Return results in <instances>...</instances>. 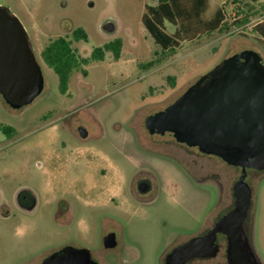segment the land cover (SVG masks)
<instances>
[{
	"label": "rangeland",
	"instance_id": "1",
	"mask_svg": "<svg viewBox=\"0 0 264 264\" xmlns=\"http://www.w3.org/2000/svg\"><path fill=\"white\" fill-rule=\"evenodd\" d=\"M157 1L0 0L27 31L44 77L42 94L20 111L10 110L0 97V264H41L68 246L90 251L98 264H162L171 246L203 235L232 208L238 170L217 160L199 161L201 156L175 145H154L144 122L222 60L252 50L264 62V41L253 31L264 20V0H209L206 20L223 6L229 24L240 6H252L257 15L228 31L187 40L174 55L166 54L142 23ZM106 20L116 23L113 35L101 30ZM165 27L175 32L168 22ZM78 28L88 37L72 45L78 58L88 59L95 48L117 40L121 54L117 60L107 52L103 61L83 65L87 76L74 72L62 94L42 52L50 40L71 37ZM5 126L21 136L9 139ZM80 128L88 133L84 142ZM210 162L216 163L220 183L207 177ZM142 171L156 187L152 202L132 193ZM247 183L254 195L253 245L264 264V175L250 176ZM22 189L37 194V213L15 210ZM111 232H117L118 247L108 251L103 239ZM224 254L223 248L216 260Z\"/></svg>",
	"mask_w": 264,
	"mask_h": 264
},
{
	"label": "water",
	"instance_id": "2",
	"mask_svg": "<svg viewBox=\"0 0 264 264\" xmlns=\"http://www.w3.org/2000/svg\"><path fill=\"white\" fill-rule=\"evenodd\" d=\"M89 6L92 8L93 3ZM106 20L101 30L116 32ZM44 90L41 66L29 36L19 19L0 6V95L14 110L27 107ZM150 134L170 132L174 138L227 165L241 168L233 186L234 205L205 234L189 240L167 255L166 264H187L215 259L220 253L218 236L226 239L227 264H262L245 231L252 205V189L246 171H264V62L255 51H243L222 60L200 77L164 111L145 120ZM80 136L87 132L80 129ZM106 248L115 236L104 238ZM43 264H98L90 251L65 247Z\"/></svg>",
	"mask_w": 264,
	"mask_h": 264
},
{
	"label": "trees",
	"instance_id": "3",
	"mask_svg": "<svg viewBox=\"0 0 264 264\" xmlns=\"http://www.w3.org/2000/svg\"><path fill=\"white\" fill-rule=\"evenodd\" d=\"M235 1V0H234ZM256 3L258 0H251ZM209 0H158L154 6L147 7L146 13L142 17V23L146 31L153 38L161 49L174 55L181 43L190 41L200 34L224 32L230 29L231 25H244L249 22L251 16H256L252 6L244 5L235 9L234 22L229 24L225 7H220L214 15L206 20L204 14L207 11ZM240 3V2H239ZM171 24L175 32H167L165 23ZM253 31L264 41V20L257 23ZM71 38V39H70ZM86 32L75 29L71 32V37L64 36L50 40L42 52V59L46 65L52 68L59 77L60 89L65 94L69 87L70 77L74 72L81 71L83 76H87V71L82 69L83 65L89 62L103 61L105 53H113L115 59L120 58L121 41L117 40L97 47L93 50L90 58L80 59L73 49L74 42L87 41ZM169 80L174 81L173 78Z\"/></svg>",
	"mask_w": 264,
	"mask_h": 264
},
{
	"label": "flooded vegetation",
	"instance_id": "4",
	"mask_svg": "<svg viewBox=\"0 0 264 264\" xmlns=\"http://www.w3.org/2000/svg\"><path fill=\"white\" fill-rule=\"evenodd\" d=\"M149 90H151V88H149ZM186 91V90H185ZM184 91V92H185ZM183 92V93H184ZM183 93L178 96L174 101H172L170 104H168L164 109L162 110H159L157 112H154L152 114H150L149 116L151 115H154L158 112H161V111H164L167 107H169L170 105H172L177 99H179ZM1 97V95H0ZM2 98V97H1ZM3 100V98H2ZM4 104L6 107H8L10 110H14L12 108H10L6 103L5 101L3 100ZM25 108V107H23ZM22 108V109H23ZM22 109H19V110H14V111H20ZM147 116V117H149ZM146 117V118H147ZM43 119V120H42ZM47 119L43 116L41 118L40 121H46ZM144 128H145V132L152 137V141H153V144L155 145H160V146H167L168 144L169 145H175V146H178L179 148L183 149L187 154H189L190 156H194L196 158H199V156H201V159L199 161H202L203 158H206L208 159V161H212L214 162L215 160L217 161H220L222 162L223 164H225L226 166H228L229 168H232V169H236L239 171V177L241 176L242 174V169L241 168H235V167H231L229 165H227L223 160H221L220 158L216 157V156H213V155H208V154H204L202 153L197 147H190L184 143H180L178 142L175 138H174V135L170 132H165L164 134H150L149 131L146 129V125H145V122H144ZM2 131L8 135L9 139H17L21 136V132L22 131H19L18 129L16 128H13V127H8V126H5V127H2L1 128ZM80 129H83V128H80ZM80 129L78 130V138L80 139V141L84 142L86 141V139L88 138V133H87V137L86 138H82L80 136ZM85 130V129H84ZM86 131V130H85ZM87 132V131H86ZM22 139L20 140H17L16 143L20 142ZM155 140V141H154ZM202 164V163H201ZM210 165H211V162H210ZM216 166V163H213V165L210 166V169H207V177L209 180H215L217 181L218 183H220L221 181V177L220 175H218L215 171H214V167ZM202 168L205 169L204 165L202 164ZM246 174H247V177H246V182L248 180V178L251 176V178H255L257 176H260V175H264V171H258V170H255V169H248L246 171ZM238 177V178H239ZM235 184V183H234ZM233 184V186H234ZM233 186H232V192H231V195H232V208H233V205H234V198H233ZM155 186L153 185L151 179L149 178L148 176V173L147 172H139L133 179V182H132V193H133V196L136 197V199L138 200H144L146 202H152V197L154 196L155 194ZM150 200V201H148ZM14 203H15V210L21 212L22 215H31V214H35L37 213V208L39 206V199H38V196L37 194L32 190V189H22L20 190L16 195H15V200H14ZM8 206H4V208H6ZM253 207H254V195H253V192H252V205H251V209H250V213H249V216H248V219L246 221V224H245V231H246V234L247 236L249 237L250 239V242L253 244V237H252V234H253V228H254V225H255V213L253 212ZM231 208V209H232ZM4 219H9L10 218V215L8 214V212H4ZM221 217H218V219H220ZM216 220V221H217ZM216 223V222H215ZM214 223V224H215ZM213 224V226H214ZM212 226V228H213ZM211 228V229H212ZM210 229H208L206 232H208ZM205 232V233H206ZM204 233V234H205ZM109 235H114L115 236V241H116V245L113 247V248H106L105 245H104V239H103V246L106 250L108 251H113V250H116V248L118 247V238H117V232H111L109 234H107L105 237L109 236ZM104 237V238H105ZM222 239L225 240L226 242V239L224 236L222 235H219L218 236V244L220 246V252L221 250H226V245H223L222 244ZM188 242V241H187ZM187 242H184V243H181V244H175L173 246H171L170 250L168 252H166V254L164 255L163 259H162V264H166L167 262V255L172 251L174 250L175 248L187 243ZM68 247H73V248H76V249H84V248H80V247H75V246H68ZM62 250V249H60ZM58 250V251H60ZM58 251H54L52 253H50L48 256H46L43 260H42V263L49 257L51 256L52 254H54L55 252H58ZM220 254V253H219ZM225 258L221 261H218L216 260L217 257L215 259H211V260H198V259H195V260H192L190 262H188L187 264H206V262H215V264H227V260H226V252L224 254ZM93 258V257H92ZM109 264H112L111 262Z\"/></svg>",
	"mask_w": 264,
	"mask_h": 264
}]
</instances>
